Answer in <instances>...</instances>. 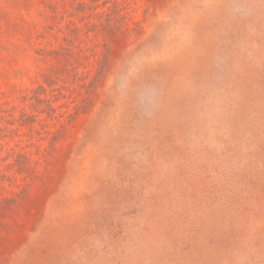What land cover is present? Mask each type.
<instances>
[{"label": "rangeland", "instance_id": "1", "mask_svg": "<svg viewBox=\"0 0 264 264\" xmlns=\"http://www.w3.org/2000/svg\"><path fill=\"white\" fill-rule=\"evenodd\" d=\"M0 264H264V0H0Z\"/></svg>", "mask_w": 264, "mask_h": 264}, {"label": "trees", "instance_id": "2", "mask_svg": "<svg viewBox=\"0 0 264 264\" xmlns=\"http://www.w3.org/2000/svg\"><path fill=\"white\" fill-rule=\"evenodd\" d=\"M81 3L79 9L82 8V3L83 2H79ZM109 20V21H108ZM107 20V22L105 24H101L102 26H104V35H108V36H111L112 34H115L116 32L118 31H121V30H128L129 29V26H128V23L127 21H123L122 23L120 24H116V23H112V19L109 18ZM100 24V23H99ZM115 25V26H114ZM78 27L75 26L74 27V30L72 28V31H75L77 30ZM80 36H76L77 39H79ZM75 38V39H76ZM72 44V43H71ZM106 42L103 43V45H105ZM64 53L66 54V56H72L74 51H73V46L70 47V46H67V47H64ZM78 55V53H76V56ZM74 57V56H73ZM108 59L107 56L104 57V60L102 61V65L104 64V61ZM105 65V64H104ZM50 72L47 73V75L45 76V79L44 80L46 83L49 84V87L50 85L51 86H54V89H57L58 88V91L59 89L65 84V83H68V80H66L68 77H69V73L72 72L73 74H79V71L77 70V67L76 66H73V63H63L60 61L59 58H56L55 56H53V61L51 62L50 64ZM99 73H100V70H99ZM85 76L82 78L84 79ZM80 86H84L85 89H86V92H88L87 90L89 89V87L86 86V84L83 82L82 84H80ZM89 86V85H88ZM39 89L41 91H43V86L40 85L39 86ZM33 93L36 95V97L40 96V91L37 89H35L33 91ZM58 93H61V92H58ZM31 117V116H30ZM25 156V154H23Z\"/></svg>", "mask_w": 264, "mask_h": 264}]
</instances>
